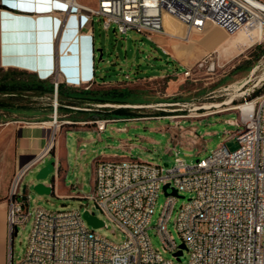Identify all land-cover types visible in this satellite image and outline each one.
<instances>
[{
	"label": "built area",
	"instance_id": "2783aa9c",
	"mask_svg": "<svg viewBox=\"0 0 264 264\" xmlns=\"http://www.w3.org/2000/svg\"><path fill=\"white\" fill-rule=\"evenodd\" d=\"M96 3V8L77 6V10L88 21L97 17L105 32L114 27L113 31L119 34L135 31L150 39L164 36L183 41L188 40L190 33L202 32L209 25L223 29L229 36L241 28H258L261 35L264 33V0H96ZM166 16L185 27L184 38L164 32ZM52 81V121L58 126L57 89L62 83L57 72ZM254 104L248 116L229 122L241 126L232 134L239 145L234 152L222 145L191 165L177 157L171 167L136 159L96 163L93 189L85 199L93 202L123 235L121 243L96 235L78 210L36 209L29 213L21 179L43 164L51 151L52 137L15 174L10 185L6 204L9 242L18 226L30 223L25 253L16 264H264V94ZM115 121L95 119L78 125H92L102 132ZM164 186H168L165 192ZM161 191L166 200L155 229L172 259H165L155 251L147 234ZM173 192L177 196L181 193L190 196L177 210L175 220L184 249L176 245L166 229L177 198ZM179 251L181 255L176 256ZM184 252L188 258L182 261ZM10 253L11 250L8 264H13Z\"/></svg>",
	"mask_w": 264,
	"mask_h": 264
},
{
	"label": "rangeland",
	"instance_id": "374dc122",
	"mask_svg": "<svg viewBox=\"0 0 264 264\" xmlns=\"http://www.w3.org/2000/svg\"><path fill=\"white\" fill-rule=\"evenodd\" d=\"M171 18L163 19V30L179 33L180 27ZM113 30L114 27H111L107 32L103 31L99 19L94 17L96 77L118 83L99 85L93 90L126 89L130 94H128L129 99L136 100L137 103L133 105L94 104V108L103 110L104 112H101L103 116L113 115L114 110L121 108L137 111L141 117L165 115L172 119L171 121L159 118V121L152 125L127 120L112 124L131 128V133L134 134L131 140L139 148L133 156L134 159L171 167L175 158L178 157L185 164L191 165L196 160L207 158L222 145L229 152H234L239 148L232 134L237 129H241V126L236 127L229 122L239 121L242 117L248 116L257 98L264 94V33L259 40L255 39L251 44L232 45L231 42L236 37L234 34L224 46L227 47L226 50H220L216 54L205 57L196 65L187 66L181 71L176 68V64L174 65L175 59L172 52L164 44L162 48L168 52V55L162 51L159 44L155 43V39H150L144 34L135 31L119 34ZM186 72H188L187 75ZM5 79L26 81L28 77L17 73L0 72V82ZM53 102V94L50 97L0 95V104H7L10 108L25 109V112L29 114L31 112H27V109L31 108L34 112L37 110L39 116L49 112L52 114L50 106ZM61 103L59 101L58 106L62 105ZM247 103H253V105L245 108L241 106ZM216 105L220 107L216 108ZM239 108L241 109L236 110ZM107 110L110 112L108 113ZM61 114L59 111L58 121L61 120ZM174 121H180V125H175ZM167 125L177 128L176 132L191 131L192 135H186L185 138L180 137L183 144H179L178 137L173 141L170 133L164 131ZM178 134L181 135L180 132ZM119 139L121 137H115L113 143H117ZM6 143L7 137L3 135L0 148L1 160L7 158L4 148ZM112 147L110 146L108 151L114 152ZM176 152H178L177 156H175ZM112 156L113 153H109L105 157ZM117 156L121 158L124 155L117 153ZM94 158L93 154L87 153L84 157L78 156L76 160H72L66 179V187L72 193L70 199H59L52 194L39 196L32 192L31 186L36 172L50 160H47L45 165H37L25 174L20 185L21 188L26 187L28 211L31 213L36 209L50 212L78 210L82 214L88 210L105 223V227L94 230L88 228L98 236L114 243H121L124 241L123 235L95 208L93 202L85 199L91 193V166ZM11 182L6 187L1 186L0 202L2 203L7 204ZM178 196L182 198H176L174 210L166 227L170 238L176 245L181 244L175 227L176 213L180 206L190 198L187 193H181ZM165 200L161 191L156 200L147 234L152 248L163 258L172 259L171 254L164 250L155 229ZM29 230L30 223L17 227V234L12 244L13 264L21 261L25 253ZM187 258L188 254L184 252L182 261Z\"/></svg>",
	"mask_w": 264,
	"mask_h": 264
},
{
	"label": "crops",
	"instance_id": "0c3cea01",
	"mask_svg": "<svg viewBox=\"0 0 264 264\" xmlns=\"http://www.w3.org/2000/svg\"><path fill=\"white\" fill-rule=\"evenodd\" d=\"M96 4V0H0V72L33 74L39 80L50 82L57 72L64 92L86 90L85 87L93 90L99 85L118 83L97 79L94 18L88 21L77 10V6L96 8ZM172 20L178 24L180 32H164L184 38L185 27ZM229 38L223 29L212 25L202 32L190 33L187 41L175 38L167 40L164 36L152 37L161 48L164 44L171 50L175 59L174 65L181 71L187 66L196 65L209 54L226 50L227 47L224 46ZM84 106L77 108L62 105L61 108L72 111H61L58 126L53 124L50 112L39 116L37 110L34 112L31 108L27 109V112H31L29 114L25 109L0 107V148L2 136L7 137V143L4 145L7 158L0 159V196L1 186L6 187L15 174L47 146L52 137L51 151L42 165H45L47 160L54 161V174L52 181L45 184L52 185V195L65 200L72 198V193L66 187V179L72 160H76L78 156L84 157L90 153L95 157L91 166V191L93 170L98 161L134 159L133 156L139 148L131 140L134 135L131 128L112 124L127 120L152 125L159 121V118L172 121L170 116L165 115L141 117L139 112L133 110H125L124 115L103 116L101 112L104 111L95 109V105ZM95 119L117 121L111 122L110 126L107 124L102 132H98L92 125H78ZM174 123L180 125V121ZM176 129L169 125L164 127V131L170 133L173 141L178 137L179 144H183L181 138L192 135L191 131L185 130H180L179 135ZM117 136L121 139L113 143ZM110 146H113L114 152L108 151ZM109 153H113V156L105 157ZM117 153L124 156L120 158ZM10 250L6 204L0 202V264H8ZM10 254L13 263V253Z\"/></svg>",
	"mask_w": 264,
	"mask_h": 264
},
{
	"label": "trees",
	"instance_id": "16d2710c",
	"mask_svg": "<svg viewBox=\"0 0 264 264\" xmlns=\"http://www.w3.org/2000/svg\"><path fill=\"white\" fill-rule=\"evenodd\" d=\"M236 69V68H235ZM10 73V72H9ZM11 73L22 74L27 76L28 79L24 80H4L0 82V95L6 97H23V96H34V97H50L54 90L53 85L49 80H39L33 74H26L17 71H11ZM256 93V92H254ZM128 90L120 88L112 89H99V90H75V91H65L63 86L59 85L57 89V103L66 105L69 107L82 108L84 105H94V104H136V100H131L128 97ZM130 95V94H129ZM62 105L57 107V115L59 111H64L66 113L72 110L68 108H61ZM2 108H10L7 104H0ZM51 107V106H50ZM61 108V109H59ZM114 115H124L125 110L118 108L113 111Z\"/></svg>",
	"mask_w": 264,
	"mask_h": 264
},
{
	"label": "water",
	"instance_id": "95a60500",
	"mask_svg": "<svg viewBox=\"0 0 264 264\" xmlns=\"http://www.w3.org/2000/svg\"><path fill=\"white\" fill-rule=\"evenodd\" d=\"M100 52V51H98ZM101 57V56H100ZM54 161L50 160L45 166L40 168L34 177L33 184L31 186V190L33 193L39 195V196H45V195H51V187L52 185H46L45 182L52 181V175L54 174ZM168 186L163 187V191L165 192ZM26 187L23 188V192H25ZM173 195L177 198H182L180 196H177L175 192H173ZM96 208V207H95ZM82 218L84 219L87 226H89L92 230L102 227V222L98 218L94 216L92 212H89L88 210H85L82 213ZM17 234V229L14 230L13 235L10 240V249L12 252V244H13V238ZM181 249H184L183 245H180ZM181 251H179L176 256H180Z\"/></svg>",
	"mask_w": 264,
	"mask_h": 264
},
{
	"label": "bare ground",
	"instance_id": "6f19581e",
	"mask_svg": "<svg viewBox=\"0 0 264 264\" xmlns=\"http://www.w3.org/2000/svg\"><path fill=\"white\" fill-rule=\"evenodd\" d=\"M262 30L256 28V29H246V28H241L237 34L234 40H232V44H251V42L255 39L259 40L261 36ZM261 41V40H260ZM227 104V103H226ZM249 105H253V103H247L245 105H241L242 107H247ZM216 108H219L220 105H216ZM236 109V110H240Z\"/></svg>",
	"mask_w": 264,
	"mask_h": 264
},
{
	"label": "snow or ice",
	"instance_id": "6c2138e0",
	"mask_svg": "<svg viewBox=\"0 0 264 264\" xmlns=\"http://www.w3.org/2000/svg\"><path fill=\"white\" fill-rule=\"evenodd\" d=\"M13 6H15V5H13Z\"/></svg>",
	"mask_w": 264,
	"mask_h": 264
}]
</instances>
